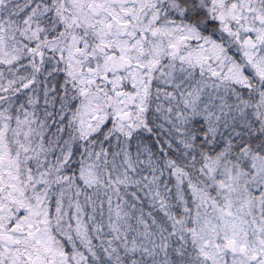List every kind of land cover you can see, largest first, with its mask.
<instances>
[{"label": "snow or ice", "instance_id": "obj_1", "mask_svg": "<svg viewBox=\"0 0 264 264\" xmlns=\"http://www.w3.org/2000/svg\"><path fill=\"white\" fill-rule=\"evenodd\" d=\"M0 264H264V0H0Z\"/></svg>", "mask_w": 264, "mask_h": 264}]
</instances>
